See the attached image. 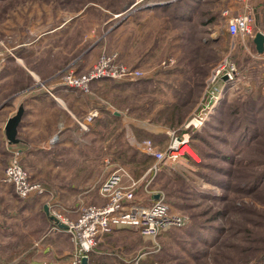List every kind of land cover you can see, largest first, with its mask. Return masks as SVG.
<instances>
[{"label":"rangeland","instance_id":"374dc122","mask_svg":"<svg viewBox=\"0 0 264 264\" xmlns=\"http://www.w3.org/2000/svg\"><path fill=\"white\" fill-rule=\"evenodd\" d=\"M197 1L0 0V118L19 104L35 111L23 121L31 123L21 132L29 145L23 155L13 146L1 159L0 229L41 228L40 216L21 219L20 201L38 199L41 212L53 204L76 222L117 191H132L142 206L159 194L186 225L155 239L118 229L96 242L90 264H264V54L227 32L228 20L243 14L227 12V0ZM102 63L111 78L86 91L60 86ZM37 100L44 104L36 109ZM173 107L181 121L174 128ZM184 139L202 157L187 146L196 160L187 154L153 176L148 149L163 152ZM13 160L43 196L18 199L3 182ZM113 175L118 180L101 195ZM17 255L0 258L16 264Z\"/></svg>","mask_w":264,"mask_h":264},{"label":"built area","instance_id":"2783aa9c","mask_svg":"<svg viewBox=\"0 0 264 264\" xmlns=\"http://www.w3.org/2000/svg\"><path fill=\"white\" fill-rule=\"evenodd\" d=\"M253 16L251 13H245L235 18L228 20L227 32L240 38L243 42L252 40L255 35L252 29ZM96 70L95 73L89 76L73 81L71 77L66 78L60 86L63 88L81 89L86 91V85L90 82L111 78V75L106 74L104 70L109 68L104 63ZM223 68L215 71L213 78H217ZM124 72V71H122ZM233 72V71H232ZM234 73L227 74V81H231ZM93 116H88L87 121L91 120ZM80 127L86 130L84 123ZM51 141V143H55ZM184 146H189L186 139L180 142H175L163 152H152L148 149V153L155 159V165L149 170L153 176L160 173L165 163H174L180 158L187 156L189 153H181ZM182 147V148H181ZM192 151V149L190 148ZM190 155V154H189ZM118 180L116 175H113L109 180L104 182L99 189L101 195L109 193L113 185ZM152 181L151 179L149 180ZM3 182L13 187L14 193L18 199L27 200L31 197H41L46 192L39 185H33L29 182L26 172L20 167L18 162L13 160L5 169ZM149 183L147 182V186ZM146 186V187H147ZM157 197L150 205L142 206L135 203L132 191H117L114 193L109 204L95 209L88 208L81 211L80 217L76 222L69 221L62 217L59 213L54 211L53 204L47 205L50 210V216L55 218L57 222L65 227L64 230L69 235L71 242L77 247L75 252V259L70 264H79L81 259L88 254L104 236L112 234L118 229L128 228L136 231L141 237L155 239L162 233L170 229L183 228L186 225V220L180 215L172 212L164 201L161 195H154ZM60 230L56 225L53 228Z\"/></svg>","mask_w":264,"mask_h":264},{"label":"crops","instance_id":"0c3cea01","mask_svg":"<svg viewBox=\"0 0 264 264\" xmlns=\"http://www.w3.org/2000/svg\"><path fill=\"white\" fill-rule=\"evenodd\" d=\"M137 4V3H136ZM227 12L237 13L241 12L245 14L249 12L253 16V23L252 27L255 30V33L261 32L264 33V0H227L226 8ZM252 42L251 40H246L244 43ZM39 100V99H38ZM36 101L38 104L36 106L39 108V105L43 106L44 101L39 102ZM61 100H54L55 104H58ZM20 106V104L18 105ZM4 106L0 105V115L3 112L2 108ZM48 107H55L54 104H51ZM62 107V106H61ZM5 108V107H4ZM24 109V108H23ZM65 110V107H62ZM31 110L24 109L23 117L21 119L20 126L17 132V138L22 142L18 145L17 153L22 154L23 147L29 146L28 143L25 141L26 134H21V132L27 131L31 123H24V118L26 115L32 116L34 112H29ZM68 111V110H67ZM38 114V113H37ZM34 114V115H37ZM7 115L5 117L0 118V164L1 159L7 157L10 154V149L13 146L7 144L5 136H4V126L8 119ZM2 119V120H1ZM29 131L31 129L29 128ZM15 146V147H16ZM23 155V154H22ZM21 155V156H22ZM3 185L0 183V191H3ZM4 198H0L3 200ZM36 201H26L22 202V207L18 206V211L21 215V219L27 221L33 217L35 220L36 217L40 216L41 220V228H39L37 233H33L29 230L26 226L19 225L21 228V232L19 234H13V232H5L3 229H0V257L1 255H6L10 253L11 255L17 253L18 260L16 264H70L75 259V248L73 246V242L69 239L67 233L60 229L55 230V224L52 223L51 220L48 219V216L44 213V206L41 210L36 208L38 203H41L38 199ZM4 201V200H3ZM39 201V202H37ZM19 202V201H18ZM37 202V203H36ZM26 203V204H25ZM23 212V213H22ZM24 212H26L24 214ZM23 215V216H22ZM7 216L8 218H13L14 216L9 215H2ZM4 218V217H3ZM1 221V220H0ZM118 230L117 232H119ZM115 232V233H117ZM114 234V233H113ZM22 237V238H20ZM24 237H28L29 240V247L26 246ZM28 248V249H27ZM13 256H10L8 259L4 260L0 258V264H14ZM7 261L9 263H7Z\"/></svg>","mask_w":264,"mask_h":264},{"label":"water","instance_id":"95a60500","mask_svg":"<svg viewBox=\"0 0 264 264\" xmlns=\"http://www.w3.org/2000/svg\"><path fill=\"white\" fill-rule=\"evenodd\" d=\"M252 43L254 44L255 47V53L257 55H262L264 54V33L261 32H257L255 33L253 39H252ZM224 80L226 81L227 78H224ZM23 106L20 105L16 111V114H14L12 117L8 118L5 126H4V136L6 139V142L8 145L10 146H16L18 144H20L22 141L19 140L17 138V132H18V128L20 126L21 123V119L23 117ZM116 117L119 116L118 113L114 114ZM44 213L48 216V218L60 229H65V227L61 224H59L57 222V220L51 216H49V211H48V207L44 206L43 208ZM88 262V258L87 256H84L81 259L80 264H87Z\"/></svg>","mask_w":264,"mask_h":264},{"label":"trees","instance_id":"16d2710c","mask_svg":"<svg viewBox=\"0 0 264 264\" xmlns=\"http://www.w3.org/2000/svg\"><path fill=\"white\" fill-rule=\"evenodd\" d=\"M193 1H195L196 3H198V1L197 0H193ZM235 48V47H234ZM249 48L250 49H252V51L255 53V47H254V44L252 43V42H250V44H249ZM256 54V53H255ZM259 93H260V91L259 92H257L256 94H258L256 97H252L251 98V100L247 103V104H249V106L247 107V108H252L253 106L252 105H254V103H256L255 101L256 100H258V99H260V95H259ZM262 106H264V105H262ZM175 109L176 108H174L173 107V109H172V111H171V113L169 114V115H171L172 116V118H171V120H170V126L171 127H175V126H177V125H179V124H181V121H179V120H176L175 119ZM160 138V137H159ZM191 147V149L200 157H202V154H199V153H197L196 151H195V149H194V147H192V146H190ZM187 159H189V163L193 166V167H199V165H198V163H195V162H193L190 158H187ZM143 164H146L147 165V169L148 168H150V164L153 162V158L152 157H150V156H147L146 158H144L143 160ZM149 164V165H148ZM146 169V170H147ZM164 170H168L167 168H166V166H164L163 168H162V171L160 172V173H162V172H164ZM49 219V218H48ZM50 220V219H49ZM53 223V222H52ZM118 231V230H117ZM93 252L94 251H92V252H90L89 254H87V258H88V262H87V264H90V262L92 261V259H93V257H94V255L95 254H93Z\"/></svg>","mask_w":264,"mask_h":264},{"label":"bare ground","instance_id":"6f19581e","mask_svg":"<svg viewBox=\"0 0 264 264\" xmlns=\"http://www.w3.org/2000/svg\"><path fill=\"white\" fill-rule=\"evenodd\" d=\"M140 1H142V0H138V2H140ZM54 140H57V138L52 139L51 141L53 142ZM185 152L189 153V154L195 159L193 153L189 150V148H188L187 146H184V147L181 149V153H185ZM195 160H196V159H195Z\"/></svg>","mask_w":264,"mask_h":264}]
</instances>
